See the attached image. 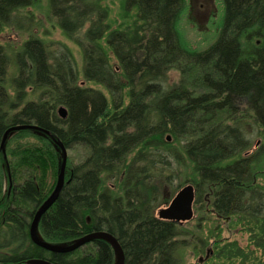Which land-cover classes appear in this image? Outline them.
Returning a JSON list of instances; mask_svg holds the SVG:
<instances>
[{
    "label": "trees",
    "instance_id": "16d2710c",
    "mask_svg": "<svg viewBox=\"0 0 264 264\" xmlns=\"http://www.w3.org/2000/svg\"><path fill=\"white\" fill-rule=\"evenodd\" d=\"M39 1L0 0V32ZM221 3L218 35L204 48L179 31L186 0H123L131 20L114 30L100 0H49L63 34L82 49L81 70L69 48L52 55L37 36L14 51L0 44V264L116 263L105 238L67 253L37 245L30 227L39 210L38 232L50 243L108 231L125 264H180L179 223L155 209L158 181L183 168L195 202L211 196L213 211L248 235L247 246L215 244L212 264H264V0ZM171 70L180 74L172 85ZM250 125L263 139L254 152ZM25 127L38 130L34 141H24L32 136ZM55 141L88 150L65 166L57 190L59 177L49 180L59 172Z\"/></svg>",
    "mask_w": 264,
    "mask_h": 264
},
{
    "label": "rangeland",
    "instance_id": "374dc122",
    "mask_svg": "<svg viewBox=\"0 0 264 264\" xmlns=\"http://www.w3.org/2000/svg\"><path fill=\"white\" fill-rule=\"evenodd\" d=\"M122 1L100 0L101 5L108 9L109 16L107 22L112 30L116 28L120 29L121 25L130 23V15H132V12L129 14V17L124 16ZM14 14L17 15V18L13 24L4 26L0 32V44L8 46L14 51L31 36H37L46 42L52 55H60L64 47L69 48L74 56L77 67L80 70L82 69V49L75 41L63 34L58 24V18L50 12L49 0H40L36 6L21 8ZM222 16L223 8L221 0H186L185 9L178 24L179 31L185 43L193 48L206 47L217 37ZM88 26L89 24L85 25L84 28L78 31L76 36L82 38ZM111 64L114 67H118V60L113 55L111 57ZM14 70V65L9 68L7 75L8 82L14 75ZM179 77L180 74L178 71L171 70L168 73V84H175L178 82ZM29 98L37 99V94H30ZM23 129H30V134L32 135L27 136L24 141H34L35 137L33 133L37 134L38 130L30 127ZM10 133L14 132L11 131L8 133L3 142V147L7 138L11 135ZM248 138L253 145L251 148L252 152L263 144V139L258 135L257 130L252 125L248 126ZM55 143L60 154L59 172L58 175L57 172L55 173V179L50 175L49 180L56 183L59 181H57V176H62L65 166L68 163L74 165L81 163L88 155V150L82 146H75L71 149L64 150L59 143L56 141ZM187 173L186 168H183L170 181H158L160 201L157 203L156 213L161 207L169 205L177 192L184 185L190 183L188 180H185ZM260 179H264V176H260ZM211 201V196H204L201 201L195 202L193 218L189 221L179 223L180 235L177 239L182 244L179 251L180 264H212L213 259L210 258L211 251L219 241L237 240L240 245L247 246V233H245L238 223L232 222L231 219L219 217L213 211ZM56 244L64 245V243ZM115 264H117V260Z\"/></svg>",
    "mask_w": 264,
    "mask_h": 264
},
{
    "label": "water",
    "instance_id": "95a60500",
    "mask_svg": "<svg viewBox=\"0 0 264 264\" xmlns=\"http://www.w3.org/2000/svg\"><path fill=\"white\" fill-rule=\"evenodd\" d=\"M58 113L61 117L66 118L67 116L66 107L60 106L58 109ZM11 131H13V129H9L8 133ZM170 139H171L170 136H168V140ZM2 146H3V143H2ZM62 148L66 150L63 146ZM63 178L64 177L62 176L59 177V182L56 187V190L60 186ZM195 199H196V189L194 185L191 183L186 184L177 192V194L171 200L169 205L158 209L156 214L161 219L174 221L176 223L189 221L194 216ZM41 213H42V210H39L37 212V214L35 215V218L32 221L31 227H30L31 239L37 245L45 248L46 250L52 251V252L67 253V252H72L82 247L87 242L92 241L94 239L105 238L108 241H110L112 245L114 246L117 264H125L126 255H125V252H124V249L121 243L112 233L108 231H94V232H91V233H88L82 236L81 238L71 243L64 244V245H57V244L45 241L38 232V220L40 218ZM37 264H54V263L46 259H38Z\"/></svg>",
    "mask_w": 264,
    "mask_h": 264
},
{
    "label": "flooded vegetation",
    "instance_id": "af4514ba",
    "mask_svg": "<svg viewBox=\"0 0 264 264\" xmlns=\"http://www.w3.org/2000/svg\"><path fill=\"white\" fill-rule=\"evenodd\" d=\"M195 201H196V199H195ZM195 204V203H194Z\"/></svg>",
    "mask_w": 264,
    "mask_h": 264
}]
</instances>
